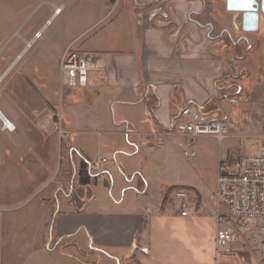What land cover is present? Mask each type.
<instances>
[{
	"label": "crops",
	"instance_id": "crops-1",
	"mask_svg": "<svg viewBox=\"0 0 264 264\" xmlns=\"http://www.w3.org/2000/svg\"><path fill=\"white\" fill-rule=\"evenodd\" d=\"M54 5H61L56 15L60 14L63 4ZM102 5L107 8L105 0ZM169 7L170 22L155 18L152 13L140 14L141 8L133 0L115 2L118 27L102 32L97 50L85 51L99 56L102 69L91 71L86 86H69L61 74V88L51 89L53 96L42 98L36 112L32 107L36 100H30V90L22 98L15 96L24 68L36 61L29 58L23 71H16L17 63L26 55L44 57L47 53L62 65L60 59L65 50L75 45L74 41L58 52L37 46L40 35L36 40L23 37L24 46L20 49L13 45L1 47L0 58L16 56L6 66L0 63V111L15 125L14 132L31 135L36 130L33 120L42 121L40 126L46 129L59 120L70 132L72 151L91 161L108 158L109 162L92 176L90 194L80 210L71 192L55 196L52 204H36V195L23 208L9 209L12 204H0V264H13L14 252H8V212L30 209L31 204L34 205L29 213L38 217V233L24 243L23 261L32 258L38 264H227V254L218 253L215 246L217 179L211 190L214 199L205 200L191 184L153 178L157 157H165L168 140L179 138L184 148L188 143L181 136H164L173 120L186 106L204 118L199 107L220 97L221 88L229 97L217 102L219 113L205 116L220 115L232 123L229 103L237 104L239 97L232 89L242 86L243 99L238 104L242 123L233 122V129L252 128L250 131L262 138L264 122L259 123V119H264V14L261 12L258 29L249 32L243 29L240 13L228 9L227 0H171ZM16 77L19 78L15 80ZM153 95L159 99L155 105ZM249 119L252 122L247 124ZM3 125L0 116V129ZM12 133L0 131V153L14 137ZM96 135L117 136L98 140L99 148L108 149L117 165L108 152L100 154L90 145ZM259 141L251 145L257 147L263 143ZM185 150L189 149H184L183 154ZM225 152L219 154L217 178L220 164L227 157ZM109 176L112 183L108 186ZM166 186L188 191L190 215L181 214L184 209L175 190L165 200ZM52 211L54 225L49 231ZM47 235L54 239L50 245L45 241Z\"/></svg>",
	"mask_w": 264,
	"mask_h": 264
},
{
	"label": "rangeland",
	"instance_id": "rangeland-1",
	"mask_svg": "<svg viewBox=\"0 0 264 264\" xmlns=\"http://www.w3.org/2000/svg\"><path fill=\"white\" fill-rule=\"evenodd\" d=\"M105 1L107 8L103 7V0H0V49L3 46L6 48L7 45H13L20 49L24 46L22 45L23 37L34 39L36 33L42 31L37 39V41L40 39L37 46H44L53 52L60 51L64 46L69 45V41H74L75 45L65 50L60 60H63L66 53L71 50L82 52L97 50L101 47L102 32L118 27L116 12H114L115 2L118 0ZM54 3L64 6L62 5V12L60 10L61 13L59 12L60 14L52 18L55 9L61 7V5L55 7ZM157 4L156 2L152 3V5ZM46 20H49L48 25L42 29ZM9 38V43L6 44ZM31 44L32 42H29L28 46L30 47ZM44 57L38 54L35 57L26 55L16 66V71H23L29 58H32L31 61H36L35 63L30 61L31 63L24 68V77H22L21 85L17 88L18 92L15 95L22 98L26 91L30 90V100H36L34 105L31 103L35 112L41 99L47 98L48 95L53 96L50 90L61 86V62L59 59L55 62V59L47 53ZM15 58L16 56L2 55L0 60L4 59L5 61H0V63L2 66H6L9 61H13ZM38 63H41L42 70L38 68ZM17 73L15 72L14 75L16 76ZM18 78L16 77L15 80ZM44 90L45 92H43ZM232 92L239 97L236 99L237 104L229 103L232 123L226 121L231 126L234 123H242L240 116L242 110L238 104L243 99L240 93L244 90L242 86L236 85ZM52 113L54 114V109H52ZM218 116L220 117V115ZM220 119L223 118L220 117ZM262 120L264 122V119H259V123ZM41 122L38 119L33 120L32 126L36 130L31 135L13 132L14 137L0 153V204L4 206L12 204L9 209L26 207L24 204L35 195V202L39 201L41 205L52 204L55 196L61 197L70 194L74 187L79 186L80 157H73L69 136L62 137L60 135L59 130L63 125L58 120L55 125L51 124L46 129L40 126ZM251 122L252 120L249 119L246 123L250 124ZM250 130L254 129L244 130L245 134L250 137L245 140L247 147L259 140L264 141V138L259 139L258 135ZM234 131L236 130L234 129ZM106 137L116 139L117 136L96 135L92 137L90 145L96 152L101 154V152L109 151L108 149L102 151L98 145V140ZM230 146V141L219 142L211 135L199 136L194 139L193 144H189V142L185 144V148L179 138H170L166 143L165 157L163 158L160 154L157 157L156 176L153 179L175 184H191L201 191L205 200H212L214 198L211 196V190L216 184L219 154L220 151H224V154L227 151L228 154ZM184 149H196L197 156L191 159L187 158L183 154ZM108 153L112 155L110 152ZM112 158L114 164L117 165L113 155ZM102 170V168H92L91 174L96 175ZM170 187L174 188L175 186ZM33 205L31 204V208ZM30 209L8 212L10 215L7 223L8 252L10 254L14 252L13 264H38L36 259L30 258L28 261H23L22 258L25 250H23L24 243L33 240V237L38 233V228L36 229V218L38 217L30 214ZM241 253L243 251L238 250L225 254L224 263L261 264L258 255L246 252L248 257L243 259L240 256Z\"/></svg>",
	"mask_w": 264,
	"mask_h": 264
},
{
	"label": "built area",
	"instance_id": "built-area-1",
	"mask_svg": "<svg viewBox=\"0 0 264 264\" xmlns=\"http://www.w3.org/2000/svg\"><path fill=\"white\" fill-rule=\"evenodd\" d=\"M133 1L141 8L140 14L152 13L155 18L171 21V7L169 8L171 0ZM153 2L158 4L152 5ZM101 69L98 55L74 50L66 53L61 65L65 82L72 87L86 86L91 71ZM181 116L186 119H179ZM180 117L164 136H181L186 138L189 144H193L195 138L211 135L219 142L231 143L226 159L220 164L217 178L218 228L215 236L217 252L229 254L240 250L254 253L260 258L261 264H264V141L257 147L251 144L247 147L245 140L250 137L245 131H234L233 126L224 119H203L198 111L189 106L181 110ZM2 130L14 132L16 127L4 120L0 131ZM59 133L66 137L70 132L63 125ZM260 136L264 138V134ZM162 140L160 138V141ZM184 155L191 159L197 156V153L194 150H185ZM108 162V158H99L92 160L91 166L102 168ZM174 193L182 201L181 207L184 210L181 214L190 215L187 205L188 191L178 189Z\"/></svg>",
	"mask_w": 264,
	"mask_h": 264
},
{
	"label": "trees",
	"instance_id": "trees-1",
	"mask_svg": "<svg viewBox=\"0 0 264 264\" xmlns=\"http://www.w3.org/2000/svg\"><path fill=\"white\" fill-rule=\"evenodd\" d=\"M228 97H229V95L226 92H224L223 89L221 88L220 97L211 100L210 102H208L207 104H205L202 107H199V111L201 112V115H203V117H204L203 119H207V118L212 119V118H220V117H222V116H220V117L219 116L206 117L205 115L211 116L215 112L219 113L220 110L217 108V102L220 99L228 98ZM152 101H153L154 105L156 103H159V99L155 95L152 96ZM153 108H154V106H153ZM175 120H177V118H175L173 120V123L175 122ZM72 154L74 156H78L79 155V157H80V172H79V180H78V183H79L80 186L79 187H74L72 189V191H71V198H72L73 202L75 203V205L77 206V208L80 210V209L83 208V206L85 204L84 203L85 197L90 194L89 193L90 191H88V186L91 184V181H92V176H93L91 174L92 166H91V160L86 158V157H84L80 153H78V151L73 150ZM142 181H143V179L141 178L139 180V183H142ZM111 183H112V178L110 177L109 180L106 181V185L109 186ZM165 188H166V195H167L165 197V200L169 196V194H171L172 190L176 191L178 189H182L179 186H175L174 188L170 187V186H166ZM54 216H55V211H52V216H51V219H50V221L48 223V227H47L49 231L52 230V228H53ZM45 241H46V243L48 245H50V243L53 242L54 239L52 238V236L47 235V237L45 238ZM240 256L243 259H246L248 257L246 255V252L241 253ZM135 264H140V263L138 261H135Z\"/></svg>",
	"mask_w": 264,
	"mask_h": 264
},
{
	"label": "water",
	"instance_id": "water-1",
	"mask_svg": "<svg viewBox=\"0 0 264 264\" xmlns=\"http://www.w3.org/2000/svg\"><path fill=\"white\" fill-rule=\"evenodd\" d=\"M228 9L240 13L243 29L245 31H256L260 24L261 12L264 14V0H247L241 6L240 0H227ZM0 116L5 120V116L0 111Z\"/></svg>",
	"mask_w": 264,
	"mask_h": 264
},
{
	"label": "bare ground",
	"instance_id": "bare-ground-1",
	"mask_svg": "<svg viewBox=\"0 0 264 264\" xmlns=\"http://www.w3.org/2000/svg\"><path fill=\"white\" fill-rule=\"evenodd\" d=\"M56 10L58 11L59 9L56 8L55 11H56ZM56 14H57V13H54V15H56ZM39 35H40L39 32H37L36 35H35V37H37V36H39ZM5 121H6L7 123H9V124L12 125V123H11L10 121H8V120L6 119V117H5Z\"/></svg>",
	"mask_w": 264,
	"mask_h": 264
},
{
	"label": "snow or ice",
	"instance_id": "snow-or-ice-1",
	"mask_svg": "<svg viewBox=\"0 0 264 264\" xmlns=\"http://www.w3.org/2000/svg\"><path fill=\"white\" fill-rule=\"evenodd\" d=\"M247 3V0H240L241 6H244Z\"/></svg>",
	"mask_w": 264,
	"mask_h": 264
}]
</instances>
